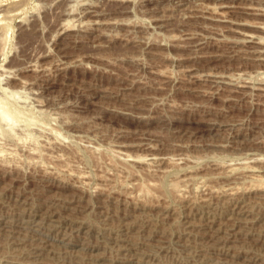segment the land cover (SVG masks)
Wrapping results in <instances>:
<instances>
[{
	"label": "rangeland",
	"instance_id": "obj_1",
	"mask_svg": "<svg viewBox=\"0 0 264 264\" xmlns=\"http://www.w3.org/2000/svg\"><path fill=\"white\" fill-rule=\"evenodd\" d=\"M0 8V93L20 117L0 128V213L18 216L11 205L23 191L56 199L77 223L103 224L94 212L107 203L109 216L129 210L175 234L167 222L198 202L222 213L224 190L264 203V96L255 89L264 85V43L245 40L264 38V0H0ZM188 67L227 80L203 85ZM90 233L35 262L0 231V264L143 263ZM88 236L93 248L83 249ZM52 243L65 249L39 244ZM173 250L167 262L191 260Z\"/></svg>",
	"mask_w": 264,
	"mask_h": 264
},
{
	"label": "bare ground",
	"instance_id": "obj_2",
	"mask_svg": "<svg viewBox=\"0 0 264 264\" xmlns=\"http://www.w3.org/2000/svg\"><path fill=\"white\" fill-rule=\"evenodd\" d=\"M8 11L11 13L10 10ZM14 11L16 12L17 8L16 10H13L12 13H14ZM10 13H8V15L13 16V14ZM3 19L1 18L0 21L3 22ZM7 19L9 20V17H7ZM225 21L230 22L231 26H234L235 24L244 23L242 21L233 20V18L232 19L226 18ZM6 22L7 20L3 24H6ZM97 23H99V21ZM239 26L240 25H237L236 27L233 28L239 31L238 29ZM1 37L2 34H0V38ZM261 39L262 42L264 43V38L256 39V36L254 34L248 33L246 34L245 37V40L249 42H255V41L259 42L261 41ZM262 48L263 50L262 49L261 50L263 51V53H261L262 55L260 56L259 59L264 60V47ZM187 71L189 77L193 78V80L205 82V83H201L203 85L207 83H209L210 85L214 83H222V82H226L227 80V79L225 80L224 75L220 74L219 72L208 71L205 73L202 72V74H200L201 72L197 73L198 71H196V69H194L193 67H188ZM241 86L242 88L248 87L247 84ZM255 89H257L256 90L257 94L264 96V85L260 84V86L255 87ZM5 90H7V88H3V93L6 92ZM4 94L7 97L12 95L11 92L10 93L8 92L7 93L8 95L6 93ZM5 98L6 97H4V95L1 92L0 93V128L2 129H4L3 126H5L3 125L1 127L3 121L9 124L14 119L17 121H19L20 119V117H16L17 115L15 113H18L15 112L16 109L10 105L12 103L9 102L10 103L9 104L8 100H6ZM22 112L20 111V113ZM4 148L5 147L0 146V152L1 151L4 152L5 150ZM28 190L29 189H27V191ZM22 192L20 198L14 199L17 201L15 205L13 202H11L13 203V205H11V203L9 202L11 206H15L19 208L18 209L19 211H17L18 216H16V214H13V212L9 216L0 213V231H2V233H5L7 235L6 237L7 241L12 246H15L16 250H20L21 253H23L27 258L29 257L28 259L29 261L33 260L35 262L36 261L39 262L41 258L45 260L44 257L49 258L48 256H50L49 253L51 254V252H53L52 254L61 253V252L67 253V251H69L68 247L75 244L76 243L75 241L78 242V240L75 239L74 236L77 234L81 235L82 232L86 233V230H88L91 231L92 234L97 232L96 235H98V238L100 237L102 241L107 243L108 246L110 245L111 248L116 249L119 252H121V250L129 251L130 253L132 252L130 256H132L133 260L136 257V260H138L139 262L140 261L143 262L142 264H172V262H167L166 258H168L167 256L171 250L174 249L173 251L175 252V248L176 251L177 249L184 251L186 254H188V257L191 259V260H186L185 262L179 260V262H176L175 264H264V227H256L262 222L261 220L264 219V211H263L264 208L262 211L259 210L258 211L259 213L255 212L253 209V207L257 204H259L262 209V207H264V203L263 201L256 200L257 198L253 201L246 199V197L237 198L236 196L235 198L231 191L229 192L227 190H224L223 192L226 196H228V198H226L222 203L223 205L220 208H225V210L220 214L212 210L213 207L212 201H210L209 199L204 200L203 198L204 200L203 202H198L191 207V209L194 208L192 211L189 210L188 213L183 212L182 218L181 217L173 218V221L171 223L167 222L169 223V225H173L172 228L176 226L178 227V230L175 231V234H173L172 229L169 230L167 228H164L155 222H151L150 226L146 225L145 221L143 220L140 221V219L139 220L137 219L136 212L131 213L132 211L128 212L129 211L128 210L126 211L127 213H124L123 209H122L123 210L122 213L118 212V210L116 209L118 205H114L116 206V208L115 207L114 208L117 210L118 213H116L115 211L113 213L115 214V216L114 215L109 216L110 214H108V211L106 210L108 209L107 203L99 204V206L97 207V211L95 209L96 212H94V214L103 216V219L102 220L100 219V221H102L103 224L101 225H99L98 223L90 224L88 222L86 223V221L85 222L81 221V223H77L75 219H71V218L68 219L63 217L66 215L61 214L60 211L58 210L59 208L56 207V205H61L60 203L59 204L56 203L55 201L56 199L53 198L48 202L47 201L43 202L42 200H40L42 201L40 202L38 200L39 201L38 202L36 200L37 198L36 199L33 198V195L29 196L28 194L27 196V194H25V196H23L24 194H22ZM32 192L30 193V195L32 194ZM40 194L41 192L39 193V196H41ZM59 196H57L56 198H58ZM41 198L44 199L43 197ZM61 198L64 199L65 197L61 196ZM6 200L9 201L8 199ZM45 200H49V199L45 198ZM61 200L60 202H62ZM74 202H72V204ZM65 203L67 204V202ZM215 204H217V202ZM220 205L221 204H219V206ZM71 206L69 207L67 206V208H70ZM217 206L218 204L216 205V207ZM38 207H42L41 210H39ZM129 208L131 209L132 207L129 206L128 209ZM91 209L92 211H94L92 207ZM60 231H65V232L62 235H59L58 232ZM45 239L61 241L63 242L65 249L59 250L57 246L54 245L53 243L51 245V248L47 249L44 246V244L43 245L39 244L41 242H44ZM83 239L85 240H82L80 242L82 244L81 247L83 249L85 248L92 249L93 245H91V243L87 240L89 239V236L88 238L85 237ZM8 242L7 245H9ZM46 250L48 251L47 254L45 253ZM219 255L222 256L229 255V257L231 255V258L230 259L228 258L226 261L224 260L222 261V258H220L222 256L218 257ZM82 257L83 256L81 255V258ZM237 258H239L240 260H238Z\"/></svg>",
	"mask_w": 264,
	"mask_h": 264
}]
</instances>
